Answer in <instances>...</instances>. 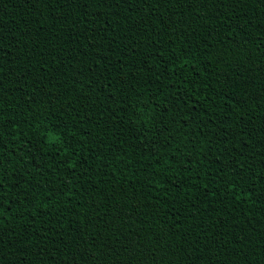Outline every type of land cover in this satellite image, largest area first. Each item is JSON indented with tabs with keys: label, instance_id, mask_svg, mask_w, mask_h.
<instances>
[{
	"label": "trees",
	"instance_id": "16d2710c",
	"mask_svg": "<svg viewBox=\"0 0 264 264\" xmlns=\"http://www.w3.org/2000/svg\"><path fill=\"white\" fill-rule=\"evenodd\" d=\"M0 264H264V0H0Z\"/></svg>",
	"mask_w": 264,
	"mask_h": 264
},
{
	"label": "snow or ice",
	"instance_id": "6c2138e0",
	"mask_svg": "<svg viewBox=\"0 0 264 264\" xmlns=\"http://www.w3.org/2000/svg\"><path fill=\"white\" fill-rule=\"evenodd\" d=\"M52 142L55 143V138L52 139ZM71 166V165H70Z\"/></svg>",
	"mask_w": 264,
	"mask_h": 264
}]
</instances>
